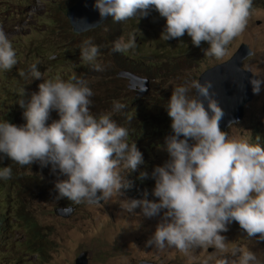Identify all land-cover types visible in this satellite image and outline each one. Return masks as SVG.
<instances>
[{"label":"clouds","instance_id":"1","mask_svg":"<svg viewBox=\"0 0 264 264\" xmlns=\"http://www.w3.org/2000/svg\"><path fill=\"white\" fill-rule=\"evenodd\" d=\"M89 3L100 20L89 29L95 30L112 21L117 27L136 24L130 22L133 19L147 27L151 22L158 29H164L160 36L163 40L180 38L187 33L194 46L207 42L206 54L220 59L225 56L227 45L245 31L253 0H95ZM149 12L156 16L157 23L149 17ZM136 39L132 36L127 42L114 41L112 51L129 52L137 45ZM102 47L86 42L80 51L82 60L97 72L105 70L102 64L94 63ZM135 51L138 55V50ZM137 55L128 58L118 55L122 61L130 59L131 62H122L116 73L118 76L127 73L146 82L132 87L124 77L130 89L137 88L139 107V104L147 105L149 84L162 81L164 75L159 71L163 78L154 81L124 69L125 65L136 64L132 58ZM17 62L13 45L0 28V69L10 71ZM149 64L144 61L139 66L148 70ZM37 66L38 63L30 65L31 81L42 79ZM19 74L26 75L23 71ZM43 81L38 85V92L31 93L29 98H25V89L21 92L15 110L18 106L24 109L25 120H14L11 124L3 116L0 118V153L13 161L10 167L2 165L0 169V178L8 179L7 196L29 189L27 179L22 183L10 182L14 168L19 169L17 164L30 166L38 162L45 178L49 176L57 200L66 198L79 204L85 200L99 203L118 197L122 188L131 186L123 180L121 172L135 171L144 163L135 142L128 143V129L118 126L111 112L99 117L91 113L90 97L94 93L86 80L73 75L67 82L59 78ZM250 83L257 96L262 81L257 78ZM212 87L207 80L203 83L170 81L164 86L161 104L154 109L159 113L164 99L172 134L165 138L164 145L170 158L163 166L154 167L151 173L155 181L152 195L158 201L132 199L120 201V206L127 213L139 207L146 218L160 216L146 246L160 250L174 247L185 255L198 248L212 247L220 254L216 264H264V259L248 248L229 250L226 237L220 234L227 232V225L235 221L248 239L264 241V146L229 138L227 130L221 131L219 124L224 112L213 98L215 94L210 92ZM193 90L195 94L190 96ZM124 107L116 102L113 112ZM51 110H56L57 116L47 125ZM262 121L264 118L256 126ZM60 174L67 179H58ZM148 177L149 173L140 171L138 179ZM69 209L72 208H55L53 213L64 216L59 211ZM229 256H238V260Z\"/></svg>","mask_w":264,"mask_h":264},{"label":"rangeland","instance_id":"2","mask_svg":"<svg viewBox=\"0 0 264 264\" xmlns=\"http://www.w3.org/2000/svg\"><path fill=\"white\" fill-rule=\"evenodd\" d=\"M78 1L0 0V28L11 41L18 61L10 71L0 69V118L3 116L11 124L14 120H25L24 109L18 106L15 110L23 89L27 99L31 93L38 92V85L44 82L43 79L55 81L59 78L67 82L73 75L86 80L94 93L90 97V110L94 116L110 112L112 117L118 115L120 111L113 112L116 102L125 105V112L133 111L138 107L135 101L137 88L130 89L128 80L116 73L122 62L131 60L122 61L118 53L112 51L113 42L117 40L127 42L130 37H137L138 47L145 48L149 58L157 61L164 78L149 84L147 95V105L154 113V108L161 104L164 86L168 82L197 81L196 76L210 66L226 61L240 44H245L254 55L248 57L244 68L262 83L248 112L245 111L242 120L230 126L226 133L229 138L251 142L253 128L248 121L264 118V0H253L245 31L227 45L226 54L220 59L206 54L207 42L202 41L200 47L194 46L187 33L171 39L172 44L163 45L166 41L160 37L161 30L151 22L148 27L137 23L117 27L112 21L95 30L76 32L69 24L66 12ZM90 7L89 3L85 9ZM86 42L104 46L94 62L104 66L103 72L94 71L90 63L82 60L80 51ZM187 52L191 53L192 60L187 59ZM129 55L134 57L137 52L129 51ZM177 61L181 65L174 71L171 64ZM33 63H38L42 79L31 81L28 73ZM21 71L26 75L21 76ZM193 93L194 90L189 95ZM56 116L57 111L51 110L47 125ZM153 156L152 161L159 166L170 158L164 146L156 147ZM0 157H3L0 169L2 165L10 167L13 163L2 153ZM17 167L19 169L12 171L10 182L22 183L27 179L29 189L22 194L10 193L7 196L8 179L0 178V220L3 221L0 222V229L5 228L0 235V264H74L81 252L87 253L88 264H216L220 254L212 247L208 248L212 250L198 248L185 255L174 247L160 250L155 246H146L160 216L146 218L139 207L127 213L121 208L120 201L145 198L158 201L152 195L153 189L146 197L134 198L122 188L121 195L108 201L102 200L100 204H90L87 200L75 204L66 198L56 199L57 192L54 186H50V178H45L46 174L38 162L30 166L17 164ZM121 175L128 182V171H122ZM58 179L67 177L60 174ZM68 207L72 209L66 213L67 217L53 213L55 208ZM227 227L228 231L220 234L226 237L229 250L233 247L248 248L264 259V241L248 239L235 221ZM229 258L238 260V256Z\"/></svg>","mask_w":264,"mask_h":264},{"label":"trees","instance_id":"3","mask_svg":"<svg viewBox=\"0 0 264 264\" xmlns=\"http://www.w3.org/2000/svg\"><path fill=\"white\" fill-rule=\"evenodd\" d=\"M149 17L154 19L155 22L158 20L156 16L149 12ZM133 23H139L134 19L130 21ZM141 24V23H139ZM161 30V33L164 31L163 28L158 29ZM154 32V31H153ZM156 35L158 33L154 32ZM172 44L173 40L169 39L166 40V44ZM179 43V42H178ZM135 45L134 48L130 49L129 51L138 50V55L135 58H132L136 64H129L125 65L124 69L129 70L131 72H136L140 74H144L150 80H158L160 81L163 76L159 73L158 64L153 62L151 58H149L148 52L143 47H139ZM119 56H124L125 58L129 57V52L118 53ZM187 59L192 60V56L190 52L186 53ZM148 61L150 64V69L143 70L139 64L141 62ZM181 65L180 61L173 63V68L177 69ZM211 67V66H210ZM198 76H196L197 79ZM175 85H184L178 82H174ZM138 99V98H137ZM135 98V101L137 100ZM164 105V107H163ZM167 107L168 105L163 103L159 108V113H153L149 110L146 104H139V107L134 109L133 111L125 112L126 108L122 109L120 113L114 116L112 119L116 121L118 126H123L128 129L129 136H128V143L131 145L135 142L137 149L142 153L144 163L139 165L137 170L135 171H128V182L131 184L129 188H124V191L127 195H131L134 198H138L141 195H144L145 192L147 194L154 188L155 181L151 178V173L154 167L159 166L157 162H153V150L157 147L165 145V138L172 134L171 130V119L167 114ZM250 106L246 109L248 112ZM253 130V138L250 140L251 144H259L264 146V121H262L259 126H256V120H249ZM191 143V141H190ZM140 171H146L149 173V177L144 180L138 179ZM0 222H3L0 220ZM29 231L30 228H27ZM5 232V228L0 229V235Z\"/></svg>","mask_w":264,"mask_h":264},{"label":"water","instance_id":"4","mask_svg":"<svg viewBox=\"0 0 264 264\" xmlns=\"http://www.w3.org/2000/svg\"><path fill=\"white\" fill-rule=\"evenodd\" d=\"M89 1L95 3V0H79L75 5L69 7L66 12V17L73 26V30L76 32L87 30L100 23V20L97 19L91 7L89 10L85 9ZM250 53L252 52L245 44H240L236 51L233 52L226 61L206 69L197 79L200 83H203L205 80L212 83L213 87L210 89V92L215 94L213 98L224 112V116L219 124L221 131L225 132L230 127V123L235 125L240 122L243 118L246 106L249 105L256 96L252 91V84L250 81L258 77L244 68L245 62L248 57L251 56ZM120 76L128 78L132 87L137 83L146 84L145 81L127 73H121ZM205 108L207 109L206 101ZM97 195L100 194L98 193ZM101 202L102 200L99 201V203H90L96 205ZM68 211H70V209L66 211L60 210L59 213L61 215L65 213L66 215ZM74 264H88L87 253L81 252L75 259Z\"/></svg>","mask_w":264,"mask_h":264},{"label":"bare ground","instance_id":"5","mask_svg":"<svg viewBox=\"0 0 264 264\" xmlns=\"http://www.w3.org/2000/svg\"><path fill=\"white\" fill-rule=\"evenodd\" d=\"M249 48V47H248ZM155 49V48H154ZM251 51V50H250ZM76 55V54H75ZM254 55V54H253ZM252 55V56H253ZM54 59H56V58H54ZM58 60H59V58H58ZM61 60V59H60ZM172 63V62H171ZM164 67V66H163ZM64 76H65V74H64ZM67 77V76H66ZM195 79H196V77H195ZM163 90V89H162ZM72 214V213H71ZM65 217H67V216H65ZM68 219V218H67Z\"/></svg>","mask_w":264,"mask_h":264}]
</instances>
